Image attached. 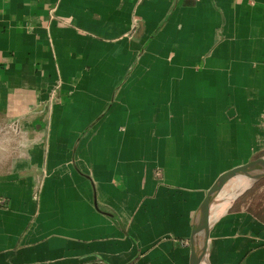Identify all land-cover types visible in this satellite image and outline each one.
<instances>
[{"label": "crops", "instance_id": "crops-1", "mask_svg": "<svg viewBox=\"0 0 264 264\" xmlns=\"http://www.w3.org/2000/svg\"><path fill=\"white\" fill-rule=\"evenodd\" d=\"M261 150L264 0H0V264H188L205 191ZM250 205L208 264H264Z\"/></svg>", "mask_w": 264, "mask_h": 264}, {"label": "water", "instance_id": "water-1", "mask_svg": "<svg viewBox=\"0 0 264 264\" xmlns=\"http://www.w3.org/2000/svg\"><path fill=\"white\" fill-rule=\"evenodd\" d=\"M246 179L252 184L264 180V158L235 165L219 173L205 191L191 222L188 264H208L212 211L225 187L234 180Z\"/></svg>", "mask_w": 264, "mask_h": 264}, {"label": "rangeland", "instance_id": "rangeland-1", "mask_svg": "<svg viewBox=\"0 0 264 264\" xmlns=\"http://www.w3.org/2000/svg\"><path fill=\"white\" fill-rule=\"evenodd\" d=\"M264 158V150L258 151L257 154L254 156L255 159L257 158ZM239 184L238 180H234L230 182L225 189L222 191L219 199L224 197V195L229 194L232 192ZM251 200V205L248 208V211L251 213H255L260 218L264 219V208L260 209L264 206V180L252 184L248 189L242 192L231 204L227 209H229L233 204L236 203V206L240 205V203H244L245 201ZM217 204H221V200L217 201ZM259 210V211H257ZM225 211V210H224ZM214 216L215 213H213ZM214 222V221H213ZM212 223V222H211Z\"/></svg>", "mask_w": 264, "mask_h": 264}, {"label": "bare ground", "instance_id": "bare-ground-1", "mask_svg": "<svg viewBox=\"0 0 264 264\" xmlns=\"http://www.w3.org/2000/svg\"><path fill=\"white\" fill-rule=\"evenodd\" d=\"M239 184L238 186L229 194L224 195V197H221L218 201L221 200V204H216L213 208L212 211V217L213 220H215L216 218H218L223 212L224 210L230 206V204L242 193L244 192L246 189H248L252 183L249 180L246 179H240L238 180ZM216 216H214V214Z\"/></svg>", "mask_w": 264, "mask_h": 264}]
</instances>
